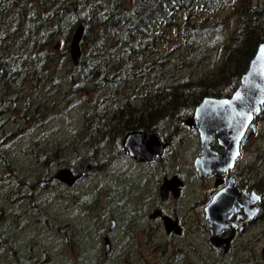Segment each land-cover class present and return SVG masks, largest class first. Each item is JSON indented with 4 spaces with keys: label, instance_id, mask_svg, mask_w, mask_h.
Here are the masks:
<instances>
[{
    "label": "trees",
    "instance_id": "1",
    "mask_svg": "<svg viewBox=\"0 0 264 264\" xmlns=\"http://www.w3.org/2000/svg\"><path fill=\"white\" fill-rule=\"evenodd\" d=\"M230 1L0 0V84L10 94L7 101L0 96V121L9 111L21 112L23 118L34 121L44 116L41 106L46 105L45 101L38 102L33 95L22 103L20 93L33 89V85L26 86L31 81L40 93L45 88L52 92L49 81H55L52 74L56 63L69 71L65 92L71 103L77 96L85 98L91 87L96 89L97 98L92 102L88 99L92 107L86 112L87 127L74 146L73 161L66 157V149L73 141L66 147L62 145L63 156L58 149L40 155L48 171L54 162L63 161L73 162L83 172L105 168L107 152L118 149L115 161L128 156L123 148H118L117 140L133 129L161 134L182 132L187 127L185 119L205 96H229L237 89L259 43L264 42V2L254 5L251 0H240L239 8L236 7L238 25L229 37L225 35L228 25L224 19H203L205 11L218 13ZM80 25L85 27L82 41L90 40L92 48L88 53L82 48L76 63L68 41ZM173 31L183 33L188 63L198 69L211 60L216 63L215 68L184 78L176 76L170 69L175 60L169 57L170 53L157 49L159 43L172 38ZM11 37L18 40L14 43ZM61 39L65 42L62 53L57 52L55 45ZM118 86L125 87L122 96ZM59 93V89L52 92L61 99ZM107 99L117 102L109 111L104 104ZM49 109L54 116V106ZM9 132L0 136V188L7 193L13 185L28 183L15 166L9 165L10 153L13 156L8 147ZM47 177L45 182L39 180L32 191L58 185L55 175ZM42 212L47 214L46 210ZM48 219V224L55 222L50 228L57 231L56 220L49 216Z\"/></svg>",
    "mask_w": 264,
    "mask_h": 264
},
{
    "label": "flooded vegetation",
    "instance_id": "2",
    "mask_svg": "<svg viewBox=\"0 0 264 264\" xmlns=\"http://www.w3.org/2000/svg\"><path fill=\"white\" fill-rule=\"evenodd\" d=\"M186 125L177 134L142 129L159 133L165 143L161 152L147 160H138L126 151L124 138L129 131L118 138V148L128 156L115 161L118 149L107 152L104 259L75 264H264V103L246 130L243 139L254 125L247 141L241 143L235 165L223 173L212 171L201 176L195 161L203 147L202 136L199 129ZM181 133H189L188 144ZM211 146L219 152L225 150L217 138ZM181 147H187L190 159L182 169L171 170ZM80 170L73 168L74 174L80 175L73 184L57 178L58 185L64 184L60 185L63 195L65 185L75 188L89 173ZM31 193L35 191L31 189ZM84 196L88 197L77 196L81 202L77 201V206L83 212H95L89 207H97L101 198H92L89 192ZM39 211L38 221L44 226L48 215L42 208ZM57 226L61 240L75 234L68 229L74 226L69 221L59 220ZM176 236L179 243H175ZM11 244L8 240V246ZM11 248L8 258L13 264H45L31 257L26 247L22 249L24 256ZM155 255L157 259L150 261Z\"/></svg>",
    "mask_w": 264,
    "mask_h": 264
},
{
    "label": "rangeland",
    "instance_id": "3",
    "mask_svg": "<svg viewBox=\"0 0 264 264\" xmlns=\"http://www.w3.org/2000/svg\"><path fill=\"white\" fill-rule=\"evenodd\" d=\"M251 1L254 5L257 3L262 5L264 2V0ZM238 5L240 6V0H231L218 13H211L209 10L205 11L203 19L208 18L211 22L224 19L228 25L225 35L229 37L232 30L238 25L239 15L236 14ZM128 7L131 8L132 5L130 4ZM171 37L170 40L159 43L157 49L164 54L170 53L169 57L175 60L172 66L170 64V69L174 71L176 76L184 78L185 76H192V74L215 68L216 63L211 60L198 67V69L192 62L188 63L186 57L189 52L184 44L183 33H175L173 31ZM10 39L15 43L18 37H11ZM13 42L10 43L13 45ZM56 42L57 52L62 53L65 42L62 39L56 40ZM70 42L71 40L68 41L69 45ZM81 45L85 53H88L92 48L90 40L85 38ZM53 69L54 74L52 75L55 81L50 80L49 82L52 84V92L55 89H59L61 99H57L46 88L40 93L39 88L33 81L26 85L27 87L33 85V89H24L20 93L23 97L20 100L22 103L25 98L33 95L34 100L46 102L47 106L44 104L41 106V110H44V119L42 117L38 121H34L28 117L23 118L21 112L14 113L9 111L6 113L10 115L8 116L4 113L6 117L0 121V136L5 134V131H10L9 135H11V145L8 147L13 156L10 153L11 162L9 161V165L15 166L16 171L21 174V178L28 182L23 185L11 186L9 193L6 191L2 192L0 188V264H13L12 260L8 258V255L12 256L13 249L11 246L19 251H16L19 256H24L22 249L26 247L31 257L42 259L45 264H75L77 261L102 262L104 259L103 232L107 230V221H104L103 218H107V167L92 173L88 171L87 176L80 180L75 188L65 185L63 187L65 195H63L60 187V185H64L62 183L60 185H51L46 187L45 190L40 189L39 191H37L39 188L36 187V189L34 188L35 193L28 194L39 180L45 182L48 178L47 176L54 175L61 167L69 166L72 169L76 167L73 162H70L71 164L66 161L61 163L54 162L48 171L46 163L41 162L42 158L40 155H46L49 151V154H51L55 149H58V154L63 156L62 145L66 147V145L71 144L69 142L73 141L66 149V157L73 161L72 159L76 155L74 146L80 142V136L84 132V128L87 127V125L85 126L86 112L92 107L88 99L92 102L97 98L96 89L91 87L85 92V98L77 96V98L73 99L74 102L71 103L68 93L65 92L68 88L69 71L66 66L58 67L56 63H54ZM117 88L120 90L119 95L122 96L125 87L118 86ZM108 93H110V90H108ZM0 96H3V101L10 99V94L4 91L2 84H0ZM104 104H107L109 111L117 102L107 99ZM51 106H54L55 109L54 116H51L52 110L49 109ZM68 106L69 108L66 111ZM189 133H181L183 136L186 135L184 138L187 144ZM191 142L190 139L189 143ZM180 145H184V142H181ZM82 149L85 153V146ZM187 155V147L179 148L177 155L174 156V164L171 165V170H176L179 166L181 169L185 167V164L190 159ZM49 157L53 159V156L49 155ZM104 158L105 156L101 159L104 160ZM2 170H5V168H2ZM100 182H106V184L102 186L99 185ZM47 191H51L50 195H44V192ZM85 192H89L92 198L95 195L96 197H101L102 201L97 207H89L95 211L93 213L83 212L80 206H77V201L81 203L78 197H88L84 196ZM39 208L46 210L49 217L57 220L56 223L59 220L61 223L69 221L74 226L68 229H72L75 234H70L65 240H61V233L50 228V224L54 225L55 222L50 224L46 222L45 225L48 226H43L38 221V214L41 213ZM96 213L100 215L99 218L95 217ZM1 229L6 230L7 233L3 234ZM68 232L70 233L71 231ZM8 240L12 243L10 246H8ZM175 241V243H179L177 236ZM155 259H157V255L149 258L150 261Z\"/></svg>",
    "mask_w": 264,
    "mask_h": 264
},
{
    "label": "water",
    "instance_id": "4",
    "mask_svg": "<svg viewBox=\"0 0 264 264\" xmlns=\"http://www.w3.org/2000/svg\"><path fill=\"white\" fill-rule=\"evenodd\" d=\"M84 31L85 27L80 25L70 42L71 55L76 63L82 56ZM263 103L264 42H260L237 89L229 96H205L195 107L194 114L186 118V123L199 129L202 136L203 147L195 161L201 176L212 171L223 173L235 165L241 152V143L247 141L254 125L243 139L246 130ZM215 138L225 146L223 152L212 148L211 141ZM124 145L126 151L138 160H147L161 152L165 143L159 133L150 134L138 129L126 133ZM54 175L70 184L80 176L74 174L69 166L61 167Z\"/></svg>",
    "mask_w": 264,
    "mask_h": 264
},
{
    "label": "snow or ice",
    "instance_id": "5",
    "mask_svg": "<svg viewBox=\"0 0 264 264\" xmlns=\"http://www.w3.org/2000/svg\"><path fill=\"white\" fill-rule=\"evenodd\" d=\"M256 199H259V197H255Z\"/></svg>",
    "mask_w": 264,
    "mask_h": 264
}]
</instances>
